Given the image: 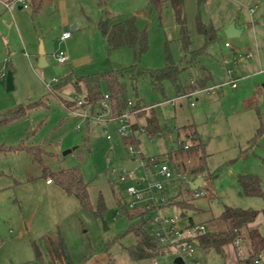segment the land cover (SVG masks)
<instances>
[{"label":"rangeland","instance_id":"obj_1","mask_svg":"<svg viewBox=\"0 0 264 264\" xmlns=\"http://www.w3.org/2000/svg\"><path fill=\"white\" fill-rule=\"evenodd\" d=\"M165 5L161 13L151 5V0H45L37 14L32 9L19 10L18 5L12 7L16 13L15 19L23 23L25 43L21 53L14 55V60L19 59L17 66L20 67L13 75L14 90H7L9 71L4 74L6 76H0V115L44 98L49 101V108L30 111L26 118L0 130V146L13 147L25 142L43 149L40 162L26 152L0 153V247L7 242L2 251L7 262L13 258L20 260L16 253L24 257L26 249L30 254H38L39 247L33 246V243L45 236L48 245H52L56 252L61 239L65 240L72 254L91 245L101 246L103 242L107 243L111 254H124V247L136 244L133 235L124 236L130 226L127 188L132 182L128 179L120 181L118 176L119 172L131 171L135 164L128 144H125L126 139L119 134L118 123L98 124L94 120L69 115L65 111L66 106L71 104L68 92L72 97L78 94L70 87L56 91L57 83L53 81L60 80L71 69L89 73L110 72L135 64L134 53L129 48L108 53L98 28L101 18L108 17H134L138 30L147 32L149 50L142 56L140 68L150 72L164 69L167 65V43L173 60L180 63V27L171 2L166 1ZM255 6H258V10L254 16H250V10ZM184 7L192 50L204 46V38L197 32L198 18L203 23H212L216 28L230 26L233 22L246 24L254 19L257 24L253 31L251 28L246 33L244 41L227 39L223 31L221 40L210 46L208 55L202 58L207 71L200 67L184 71L181 74L183 84L207 72L213 75L215 84L224 82L228 77V67L234 68L235 61L240 62L239 56L245 54L241 51L238 57L234 55L233 49L238 44L241 48L250 49L249 52L256 57V36L264 56V0H184ZM74 25L77 26L75 32L72 31ZM66 31L71 32L72 38L61 43L60 37ZM226 43L231 48L226 47ZM41 44L48 64L43 68L39 67L37 61ZM59 50L66 51L71 58L66 66L59 65L54 59ZM236 73L237 70L234 71L235 76ZM263 80L264 76L258 79L260 82ZM127 83L133 105L140 104L144 107L141 112L147 114L154 106L160 123L167 125V133L194 124L210 142L208 170L211 175L217 176L205 181L201 190L207 196L195 200L190 189L192 178L187 175L180 178L175 176L166 184L168 198L189 202L195 210L171 207L166 212L170 217L182 218L185 214V219L192 218L196 224L207 226L208 232L212 233L217 229L216 225L222 223L220 216L224 206L259 212L264 210V197L245 196L239 184V177L250 165L246 164L244 158H235L238 151L235 127L259 121L255 106L243 110L241 101L244 95L232 97L239 90L231 91L230 87H225L220 94L215 91L219 94L217 96L200 91L196 97L183 98L173 105L168 101L179 95L171 81H164L157 89L149 76H143L138 78L135 91L129 80ZM190 92L186 91L185 94ZM192 102L197 104L195 108L191 107ZM234 115H239L236 121L232 117ZM78 126L80 131L77 130ZM210 136H213L211 140ZM139 140L144 157L164 155L165 160L172 163L166 154L172 146L169 137L150 140L147 135L141 134ZM257 166L264 169L263 165ZM73 168L80 170L88 184L92 210H97L100 202L104 204L106 212L102 218L97 219L93 211L84 209L75 197L67 196L56 182H47L52 173ZM262 188L264 193V184ZM118 200L126 210L119 206ZM259 217L263 230V213ZM240 237L244 238L241 250H235L237 255L238 251L243 252L244 256L239 258H247L250 254L247 230H243ZM61 249L64 250V247ZM229 252L231 254V249ZM198 256L202 264H225L224 257L215 251L199 253ZM174 260L175 255L171 254L158 261L160 264H174ZM136 263L150 264V261Z\"/></svg>","mask_w":264,"mask_h":264},{"label":"trees","instance_id":"obj_2","mask_svg":"<svg viewBox=\"0 0 264 264\" xmlns=\"http://www.w3.org/2000/svg\"><path fill=\"white\" fill-rule=\"evenodd\" d=\"M171 2L176 21L180 27V37L178 43L182 52V61L188 65L198 64L201 57L207 55L208 48L220 41V29L216 28L212 23H203L200 18L197 19V32L204 38V46L197 50H192V39L186 25L184 0H151V5L155 6L158 12H162L165 8V2ZM43 0H29L30 10L37 14L42 6ZM99 30L104 39L108 53L119 50L121 48H129L134 53L135 64L128 68L112 70L110 72L88 73L87 71L77 72L71 71L67 75H63L56 85V91H63L65 88H73L82 99L86 106H91L92 113H101L99 106L109 96V104L111 107V117L122 116L128 108L131 101L129 98V86L127 81L132 84L133 90H136L137 80L143 76H149L157 89H160L162 83L166 80L171 81L178 94L186 91L197 92L206 89L208 79L197 80L189 84L181 82V69L177 62L172 58L169 49V43L166 46V62L167 65L162 70L147 71L140 68L141 58L149 50V39L146 31H139L136 26L134 17L116 16L113 18L102 19L99 24ZM45 99V98H44ZM40 100L37 103L25 106H18L9 109L0 115V130L8 125L21 121L26 118L30 111L39 110L48 107L49 101ZM69 104L68 106H71ZM144 107L136 103L133 110H139ZM140 116L146 117L145 134L148 138L161 136L166 131L153 109L149 115L141 112ZM176 139L178 148L176 151H169V159L172 163H176L179 170L187 176L199 178L209 173L205 144L194 131L192 126L180 127L176 131ZM128 140L125 144H129ZM188 146V149H185ZM43 149L40 146L28 145L21 142L13 147L0 146V153H21L26 152L34 157L36 161L42 160ZM158 159H161L157 157ZM188 161H192L189 164ZM217 175H210L211 178ZM50 183L56 182L64 192L71 197H75L80 205L88 210L91 208L88 184L85 182L79 169H62L59 172L52 173ZM239 184L242 192L247 197H264L261 180L256 176L244 175L239 177ZM179 195L182 196V193ZM119 206L126 210L124 204L118 200ZM168 206L178 207L182 210H195V207L189 202H177L175 198L169 200ZM106 208L100 202L98 209L93 211L97 219L105 215ZM259 211L244 210L240 208H232L224 206L220 216L221 222L226 226V230L222 233L207 234L198 239V249L206 254L215 251L218 254H224L225 247L232 245L243 230L248 233V251L249 257L245 261L246 264H254V259L263 256L264 252V236L260 233L258 227L253 225L260 216ZM141 209L129 211L127 216L130 220V226L124 236L131 234L136 238V244L131 247H124L133 261L154 260L166 257L172 253V250L162 245L155 237H153L148 229L149 220L145 218ZM185 218V214H183ZM136 220L137 222H134ZM191 226L196 225L192 218L189 219ZM122 236V237H124Z\"/></svg>","mask_w":264,"mask_h":264},{"label":"crops","instance_id":"obj_3","mask_svg":"<svg viewBox=\"0 0 264 264\" xmlns=\"http://www.w3.org/2000/svg\"><path fill=\"white\" fill-rule=\"evenodd\" d=\"M12 1L13 0H0V76H2V77L6 76L4 74H6L7 71L12 72V74L15 75L16 72L19 70L20 67L17 66V64L19 63V59L14 60V58H15L14 55L21 53L23 45L25 43L24 42V31H23L24 26H23V23L21 22L20 19H18L19 21L17 20V18L15 19L16 13L12 9V7L14 5L12 4L10 8H7L5 5V2H12ZM44 1L45 0H43L41 9L44 5ZM20 8L21 7L19 6V10H24V9H22V8L20 9ZM257 8H258V6H255L254 9L250 10V12H251L250 16H254L256 14V12L258 10ZM28 10H30V9H28ZM108 18H112V17H108ZM101 20H102V18H101ZM252 22H254V23H252ZM252 22H248L246 24L235 22L236 27L239 29H242L243 31H242V34L240 35V37L234 38V40L237 39L238 41H244L246 33L251 28L253 31V28L255 29V27H256L257 20L254 19ZM227 27H228V25L225 27L218 28V29H220V40H221L223 31ZM98 28H99V26H98ZM72 31L73 32L77 31L76 25L73 26ZM64 33H70L71 34V32H69V31H66ZM224 37H226V36L224 35ZM61 38H62V36L60 37V42L66 43L67 41H69L72 38V34L68 40L62 41ZM230 40H233V39H230ZM103 41H104V39H103ZM258 41H259V38H258V36H256L255 37V43H256V47H257L256 57L254 56L253 53L249 52L250 49H245L244 47L241 48L240 44L237 45V48L233 49V53L236 57H238V54L241 51H243V53H245V54H244V56H241V55L239 56L240 62L235 61V64H234L235 67L234 68L228 67V70H227L228 77H227V80H225L224 82H221L219 84H215L214 79H213V75L210 72L209 73L207 72V74L202 76V77H198V79H196V80L191 79L190 82L208 79V83L206 84L207 88H210V86H212V87L221 86L217 90V92L219 94L223 92V89L225 87H230L231 91H235V90L238 91L239 90L238 93L232 95V97L236 98L238 96L244 95V98L241 101V105L244 107L243 110L245 111L247 108L251 109L253 106H255V110L258 114V120L259 121H257L256 124H255V122H252V124H250V125H248L247 123H244L242 126L237 125L238 128L235 127V130L237 132L236 133L237 134L236 140H237V147H238L237 148L238 151L235 155L236 156L235 158H237V160L244 158L246 164L250 165V167H248L245 170V172L243 173V175H241V176H244V175L256 176L261 180V184L263 187L264 169H262V167L257 166V165H263V167H264V80H263V82L258 81L259 78L264 76V56L262 54V51H260L262 49H260L261 45H260V42H258ZM204 43H205V41H204ZM226 47L231 48V46L228 45V43H226ZM191 49H192V47H191ZM195 50H197V49H195ZM59 51H62V50H59ZM64 52L69 56V54L66 51H64ZM207 55H208V52H207ZM207 55H205V56H207ZM236 57L234 58V60L236 59ZM243 57H245V58H243ZM202 58L203 57H201L198 64H195V65L186 64L185 61H182V58H181L180 63L177 62V64L181 69H184V71H186L192 67H200L202 70L207 71L206 68L202 64ZM37 61L39 64V54L37 56ZM70 61H71V58L69 56L68 62L62 66H66ZM47 66H48V64H47ZM235 70H237V72H238V74L236 73L237 74L236 76L234 75ZM71 71H73V69H71L69 72H66L64 75H67ZM190 82H186L184 84H189ZM211 84H213V85H211ZM233 85H235V87ZM66 89L67 88H65L64 90H66ZM200 91H204V89L198 90L197 92H190L189 94H184V93L178 94L179 96L177 98L173 99V100H176V102L172 103V104L175 105L177 103V101H179L183 98L192 99L196 95V93H198ZM217 92H212L210 94L212 96H217V95H219V94H217ZM187 95H190V96H187ZM184 96H186V97H184ZM68 97L71 98L70 102L72 101V99L76 98V97H72L70 92H68ZM171 101H168V102H171ZM196 102H198V99L196 100ZM192 103H194V102H192ZM192 103H191V107L195 108L197 106V104L194 103L195 105L192 106ZM235 107H237V106H235ZM152 108L154 110V106H152ZM65 111L70 115V113L66 109H65ZM147 115H149V114H147ZM240 115H242V113ZM237 116H239V115L232 116V117H235L234 121L237 120V118H238ZM132 121L135 124L134 128L137 130L138 128L145 126L146 117L140 116V114H137V115L132 117ZM143 121H144V123H142ZM101 124H105V123H101ZM106 124H108V123H106ZM109 124H111V123H109ZM186 126H192L194 128V131H196V133L199 135V137L201 138V140L205 144L206 153H207L208 158H209L208 152L210 149L209 148L210 142L209 143L207 142V140L204 137V134L200 133V131L197 130V127L194 124H188ZM164 127L167 128V125H164ZM183 127H185V126H183ZM177 129L178 128H175L174 132H169V133H167L165 131V133H163L161 136L155 137L152 140H154V139H164L165 140L169 137V139L171 140L170 144L172 145L169 148V151L174 152L178 148V142L176 139ZM80 130H78V131H80ZM144 135H146V134H144ZM140 137H141V133H137L136 142L138 145L140 144V140H139ZM211 138H213V136L212 137L210 136L209 140H211ZM149 139L151 140V138H149ZM259 151H260V153H258ZM211 152H213V151L211 150ZM166 154H168V153H166ZM155 157H159V158L165 160L164 155H158ZM258 159H260L261 162L258 161ZM207 161H208V159H207ZM188 162H189V164H192V161H188ZM168 163H170V162H168ZM134 164L136 165L137 162L134 161ZM171 164L175 165L177 170L179 171L178 174L176 173L177 177L180 178L181 176L185 175L184 173H182L179 170L176 163H171ZM179 175H181V176H179ZM210 175H211V173L209 171V173L205 174L202 177H205V181H206V180L212 179L210 177ZM202 177H199V178H202ZM190 178H192L191 183L198 179V178L195 179L193 177H190ZM205 181H204V183H205ZM204 183H203V185H204ZM201 189H198V190L202 191ZM193 191H197V190H192V197H193ZM206 196H207V193L205 192L204 197H206ZM204 197H202V198H204ZM199 199H201V198H199ZM171 207L172 206H167L164 209L165 215H168L166 212H168L171 209ZM259 219H260V217H258L256 223L253 226L258 227L260 230V233L264 236V229L262 230V228L259 224L260 223ZM196 225H200V224H196ZM201 225H203V224H201ZM188 226H191L190 220L189 219L187 220V219L182 217L181 221H180V227L185 228ZM216 226H218L217 229H214V231L212 233H208V234L222 233L226 230V226L223 223H220ZM45 237H42V238L38 239L37 242L33 243V246L35 244L39 247L38 248V254H35V255L30 254L29 249H26L27 253L24 257L19 256V254L16 253V255L18 257H20V260L13 258L10 262H7L6 257L2 253L3 248L6 247V245H7V242L3 243L2 247H0V264H138V263H136V261H133L130 258L129 254L125 251L124 248L122 250V251H124V254H122V253L116 254V255L111 254L110 249L107 247L106 242H103L101 246L93 247L91 245L90 247H88L87 249H84L82 251L80 249V252H75V253H73L74 254L73 255L71 253V249L65 243V240L61 239V241L59 242L58 252H56L55 249L52 248V245H50V244L48 245V242L46 241ZM9 243H12V242H9ZM62 246L64 247V250L61 249ZM197 246H198V244H197ZM235 248L236 247H235L234 242H233L232 245L225 247L224 254H220L222 257H224L225 264H246L245 261L248 258H245V257L239 258L238 257L239 255H237ZM230 249H231L232 255L229 252ZM199 253H202V251L200 249H198V247H197L195 260H198L201 262V260L198 256ZM229 254L231 255V257H229ZM262 255L264 256V252L262 253ZM177 258H179V257H177L175 255V259H177ZM154 260L158 261L159 259H154ZM13 261H15L16 263H14ZM149 261H150V264H152L153 260H149ZM5 262H7V263H5ZM194 262H195L194 260L189 261V264H194ZM184 264H185V262H184ZM201 264H202V262H201ZM263 264H264V261H263Z\"/></svg>","mask_w":264,"mask_h":264},{"label":"built area","instance_id":"obj_4","mask_svg":"<svg viewBox=\"0 0 264 264\" xmlns=\"http://www.w3.org/2000/svg\"><path fill=\"white\" fill-rule=\"evenodd\" d=\"M19 5L22 9L28 10L30 8L28 0H13L12 2H5L7 8L11 5ZM70 33L62 35V41L70 38ZM54 59L59 65H65L69 56L64 51H58L54 55ZM54 83H58L54 79ZM235 87V85H233ZM221 86L210 87L204 89L205 92L212 93L217 91ZM51 90V88H49ZM190 96V95H187ZM186 97V96H184ZM172 100L171 103H175ZM71 106H66V110L70 115L81 118L83 120H94L96 123H118L119 134L126 140H133L128 144L131 159L137 164L129 172H119L120 181L127 179L132 182L127 188V195L129 198L128 208L130 211L141 209L145 214V218L149 220L148 229L150 234L155 237L162 245L169 247L172 250L171 254L182 258L185 264L189 261H195L194 264H201L200 261L195 260L196 248L198 239L207 235L208 228L205 225H194L188 227H180L181 218L170 217L164 214V209L169 204V198L166 188V183L172 181L176 176V166L168 163L166 160L158 159L157 157H144L139 145L136 142L137 133L145 134V128L140 127L137 130L134 128L135 124L132 117L137 115L140 111L133 110V103L130 101L125 113L120 117H111V107L109 104V96L101 102L99 110L101 113H92L91 106H86L84 101L78 97L72 99ZM195 104L192 103V106ZM80 130V126L77 127ZM108 132V131H106ZM108 139H111L108 136ZM152 140V139H151ZM188 149V146H185ZM116 173V172H114ZM181 176V175H179ZM50 183V182H49ZM205 196L203 191H193V198L199 199ZM242 237H238L234 241L237 249L243 243ZM241 256L243 252L238 251ZM242 256V257H243ZM249 255L247 256V258ZM263 256H258L254 259V264H263ZM152 264H160L157 260H153Z\"/></svg>","mask_w":264,"mask_h":264},{"label":"water","instance_id":"obj_5","mask_svg":"<svg viewBox=\"0 0 264 264\" xmlns=\"http://www.w3.org/2000/svg\"><path fill=\"white\" fill-rule=\"evenodd\" d=\"M21 9V8H20ZM242 29H239L236 27V23L233 22L232 24H230V26H228L225 30H224V35L226 36L227 39H234V38H238L240 37V35L242 34ZM47 66V62H46V53L44 51V47L41 44L40 46V51H39V67L43 68ZM7 90L8 91H12L14 90V79H13V74L12 72H9L7 75ZM176 173L178 174L179 171L176 169ZM205 181V177L202 178H198L197 180H195L194 182H192L190 184V188L192 190H198L201 189L203 187V183ZM104 229L106 230V224L104 223ZM174 264H184V261L182 260V258H177L174 261Z\"/></svg>","mask_w":264,"mask_h":264}]
</instances>
